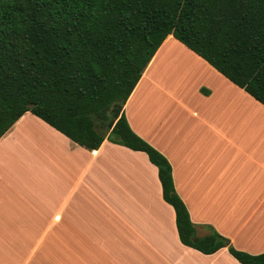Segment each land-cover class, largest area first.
Returning <instances> with one entry per match:
<instances>
[{"label":"crops","instance_id":"obj_1","mask_svg":"<svg viewBox=\"0 0 264 264\" xmlns=\"http://www.w3.org/2000/svg\"><path fill=\"white\" fill-rule=\"evenodd\" d=\"M122 111L190 221L263 254L264 106L169 35ZM0 264L240 263L182 245L144 152L87 150L26 112L0 138Z\"/></svg>","mask_w":264,"mask_h":264},{"label":"trees","instance_id":"obj_2","mask_svg":"<svg viewBox=\"0 0 264 264\" xmlns=\"http://www.w3.org/2000/svg\"><path fill=\"white\" fill-rule=\"evenodd\" d=\"M169 35L264 106V0H0V138L30 112L87 150L144 152L182 245L264 264L190 221L169 162L128 127L122 107Z\"/></svg>","mask_w":264,"mask_h":264},{"label":"rangeland","instance_id":"obj_3","mask_svg":"<svg viewBox=\"0 0 264 264\" xmlns=\"http://www.w3.org/2000/svg\"><path fill=\"white\" fill-rule=\"evenodd\" d=\"M115 108H117V107H111L109 109V111L107 112V117L110 119V123H113L114 122L113 113H114ZM203 233H204V231H201L199 234L201 235Z\"/></svg>","mask_w":264,"mask_h":264},{"label":"water","instance_id":"obj_4","mask_svg":"<svg viewBox=\"0 0 264 264\" xmlns=\"http://www.w3.org/2000/svg\"><path fill=\"white\" fill-rule=\"evenodd\" d=\"M119 115H120V109L117 107V108H115L114 113H113L114 122L109 124V128H111L113 126L115 121L118 119Z\"/></svg>","mask_w":264,"mask_h":264}]
</instances>
